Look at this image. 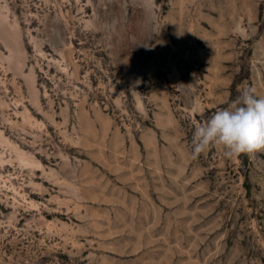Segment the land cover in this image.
<instances>
[{"label": "rangeland", "instance_id": "rangeland-1", "mask_svg": "<svg viewBox=\"0 0 264 264\" xmlns=\"http://www.w3.org/2000/svg\"><path fill=\"white\" fill-rule=\"evenodd\" d=\"M245 86L264 0H0V264H264V150L191 155Z\"/></svg>", "mask_w": 264, "mask_h": 264}, {"label": "clouds", "instance_id": "clouds-1", "mask_svg": "<svg viewBox=\"0 0 264 264\" xmlns=\"http://www.w3.org/2000/svg\"><path fill=\"white\" fill-rule=\"evenodd\" d=\"M192 145L194 159L216 145L226 157L264 150V97L254 87H243L230 107L195 128Z\"/></svg>", "mask_w": 264, "mask_h": 264}]
</instances>
